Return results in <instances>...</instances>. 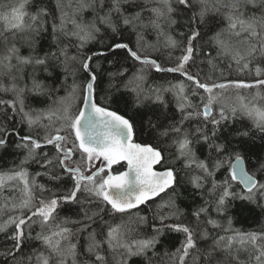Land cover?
I'll use <instances>...</instances> for the list:
<instances>
[{
  "label": "snow or ice",
  "instance_id": "snow-or-ice-1",
  "mask_svg": "<svg viewBox=\"0 0 264 264\" xmlns=\"http://www.w3.org/2000/svg\"><path fill=\"white\" fill-rule=\"evenodd\" d=\"M262 65L264 0H0V158L22 157L0 169V264H264V222L230 215L264 214Z\"/></svg>",
  "mask_w": 264,
  "mask_h": 264
},
{
  "label": "trees",
  "instance_id": "trees-1",
  "mask_svg": "<svg viewBox=\"0 0 264 264\" xmlns=\"http://www.w3.org/2000/svg\"><path fill=\"white\" fill-rule=\"evenodd\" d=\"M148 39L150 41H153V42L155 41L154 35H149ZM43 43H44V47L47 48L48 43H50V38H45V41ZM175 55H179V53H175ZM197 63L199 64V60L197 61ZM164 66L170 67V66H174V65L169 63V64H165ZM262 66H264V65H262ZM105 67H108V66L105 65ZM200 68L202 69L201 76L210 75V76H212V78L214 80H217V81L223 80L225 78H228V79L239 78V79H244V80H248V81L253 79V77L250 75H246L243 73H237L235 70H229L224 65H221L219 68L213 69L211 66H209L205 63V64H201ZM112 70L114 71L115 69H112ZM221 71L224 72V76H221ZM39 78L41 80H45L46 74H41L39 76ZM181 80H184V77L181 76L179 73H156L154 71H151L149 73V79H148L147 83H148V85L159 84V83H163L166 81H171L173 83H176V82L181 81ZM70 82L71 81H69V83ZM46 83H51V80H46ZM250 91L252 93H254L257 90L253 89ZM260 91L262 93H264V90H260ZM59 94L63 95L62 92ZM244 94H249V92L246 90V92ZM165 96H166V99L171 102L168 110L174 111L175 110V98L170 93H166ZM41 100H45V103H41L40 102ZM28 103L30 104V106L32 108H36V109L44 108L47 106V101H46V98H44V97H36V98L30 97L28 100ZM24 131H27L26 127H25ZM21 134H24V132H22ZM137 140L139 142H142V143H151L152 142V140L150 139V135L146 131L142 132V133H138ZM45 150L50 151V152L53 151L51 146H49ZM254 151H255V155H253L251 157V163L248 165L250 171H254L255 168L259 167V165L257 164V156H264V146L261 145V141L259 139H257L255 141ZM19 158H22V157H20V153L13 148H9L7 151H5L3 153V157L0 158V169H6V168L11 167L12 162L14 160L18 161ZM122 168L123 167L121 164L119 166H115L114 170H121ZM29 170L32 173H35L37 171H43V169H40L35 164H33ZM36 179L41 183L47 182V177H37ZM185 195H187V192L185 193ZM0 199H2V197H0ZM155 203H159L158 198L155 201ZM150 206L154 209L155 205L153 202H150ZM181 206L184 207L185 202L182 201ZM73 208H74V206H65L60 214L62 216L63 215H71ZM140 214L141 215H149V217H151V213L149 212V207L144 206V205L141 206ZM230 215H232L235 218L234 219V226L237 228H244V229L255 228V227L259 226V224L261 222H264V214L260 213L259 209H255L250 205L241 204L240 202H236V207L230 213ZM119 220H120V216L117 215L116 221L119 222ZM181 239H182V237L179 235H174V236H171L169 238H166L164 240V246L161 247L160 249H158V251L163 252L165 250V248L168 251L174 250L176 247L179 246V241ZM133 264H141V262L139 260H135L133 262Z\"/></svg>",
  "mask_w": 264,
  "mask_h": 264
},
{
  "label": "water",
  "instance_id": "water-1",
  "mask_svg": "<svg viewBox=\"0 0 264 264\" xmlns=\"http://www.w3.org/2000/svg\"><path fill=\"white\" fill-rule=\"evenodd\" d=\"M246 81H248V80H246ZM250 81H251V80H250ZM138 142H139V141H138ZM125 167H126V165H124V168H125ZM124 168H123L122 170H124ZM157 169H158V168H157ZM122 170H121V171H122Z\"/></svg>",
  "mask_w": 264,
  "mask_h": 264
},
{
  "label": "flooded vegetation",
  "instance_id": "flooded-vegetation-1",
  "mask_svg": "<svg viewBox=\"0 0 264 264\" xmlns=\"http://www.w3.org/2000/svg\"><path fill=\"white\" fill-rule=\"evenodd\" d=\"M122 167L124 168V164H122ZM123 168H122V169H123ZM157 168L159 169V167H158V166H157ZM122 169H121V170H122Z\"/></svg>",
  "mask_w": 264,
  "mask_h": 264
}]
</instances>
